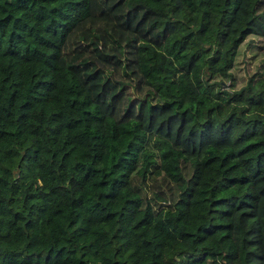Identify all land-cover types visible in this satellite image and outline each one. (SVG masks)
<instances>
[{"label":"trees","instance_id":"obj_1","mask_svg":"<svg viewBox=\"0 0 264 264\" xmlns=\"http://www.w3.org/2000/svg\"><path fill=\"white\" fill-rule=\"evenodd\" d=\"M252 36L264 0H0V264H264Z\"/></svg>","mask_w":264,"mask_h":264},{"label":"rangeland","instance_id":"obj_2","mask_svg":"<svg viewBox=\"0 0 264 264\" xmlns=\"http://www.w3.org/2000/svg\"><path fill=\"white\" fill-rule=\"evenodd\" d=\"M259 42L260 40L253 36L248 37L240 47L233 69L236 87L244 84L249 76L262 65L264 57L261 56L260 49L257 51L256 47L257 44L260 45ZM249 43L252 44V48H250Z\"/></svg>","mask_w":264,"mask_h":264}]
</instances>
